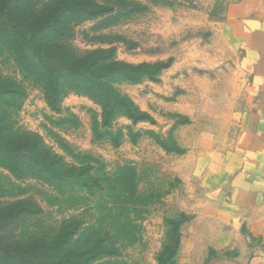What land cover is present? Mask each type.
I'll return each mask as SVG.
<instances>
[{"label": "rangeland", "instance_id": "1", "mask_svg": "<svg viewBox=\"0 0 264 264\" xmlns=\"http://www.w3.org/2000/svg\"><path fill=\"white\" fill-rule=\"evenodd\" d=\"M82 1L102 14L69 23L62 45L73 54L168 66L154 80L113 84L147 119L117 116L105 126L84 93L68 91L52 111L42 84L0 48V90L20 92L1 103L0 116L21 146L41 143L84 184L58 191L29 168L16 176L0 166V208L32 212L0 228V256L21 257L18 264H160L177 240L175 264H187L205 247L209 230L196 217L225 174L244 110L242 48H264V0Z\"/></svg>", "mask_w": 264, "mask_h": 264}, {"label": "trees", "instance_id": "2", "mask_svg": "<svg viewBox=\"0 0 264 264\" xmlns=\"http://www.w3.org/2000/svg\"><path fill=\"white\" fill-rule=\"evenodd\" d=\"M28 4L29 0H0V48H7L18 68L42 84L46 104L52 111L59 110L60 101L68 91H75L86 94L101 107L105 126H109L117 116H125L134 123L147 119L129 99L121 97L112 85L154 80L168 65L133 66L118 63L102 51L89 52L83 56L73 54L62 45V41L69 36V23L97 17L102 14L101 8L89 2L83 3L82 0H55L44 5L41 10L30 9ZM57 50L59 56H53ZM19 93L15 88L0 90V106L1 103L8 105L6 98L17 97ZM7 120L5 115L0 116L2 168L16 176L24 168H29L34 171L35 177L58 191L69 188L72 183L81 187L84 185L81 179L73 177L75 172L63 170L59 161L41 143L34 142L37 144L32 148L21 146V141H17L21 137L13 134ZM29 211V208L17 203L0 208V228L19 221L26 212L32 215ZM178 243L174 241L160 264H175ZM1 253L0 264H18L22 259ZM60 257L65 259L62 255L54 259Z\"/></svg>", "mask_w": 264, "mask_h": 264}, {"label": "crops", "instance_id": "3", "mask_svg": "<svg viewBox=\"0 0 264 264\" xmlns=\"http://www.w3.org/2000/svg\"><path fill=\"white\" fill-rule=\"evenodd\" d=\"M242 49L244 110L222 162L225 174L196 217L209 230L205 247L187 264H264V48Z\"/></svg>", "mask_w": 264, "mask_h": 264}]
</instances>
